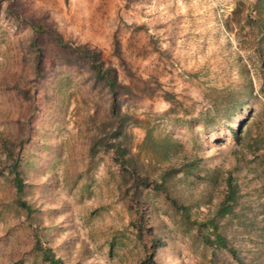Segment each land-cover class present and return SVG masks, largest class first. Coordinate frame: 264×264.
Here are the masks:
<instances>
[{
	"label": "rangeland",
	"instance_id": "rangeland-1",
	"mask_svg": "<svg viewBox=\"0 0 264 264\" xmlns=\"http://www.w3.org/2000/svg\"><path fill=\"white\" fill-rule=\"evenodd\" d=\"M90 54L124 84L126 168ZM151 238L155 264H264V0H0V264H47L36 239L141 264Z\"/></svg>",
	"mask_w": 264,
	"mask_h": 264
},
{
	"label": "trees",
	"instance_id": "trees-1",
	"mask_svg": "<svg viewBox=\"0 0 264 264\" xmlns=\"http://www.w3.org/2000/svg\"><path fill=\"white\" fill-rule=\"evenodd\" d=\"M54 35L57 37V41L63 44L61 40V36L57 33H54ZM73 48L79 50L82 53L85 52L84 51L85 47L83 45H74ZM90 58H91L90 61L94 62V56L92 54H90ZM93 69L95 76L97 78L103 79V82L109 93L107 109L110 118L112 119V130L110 131V135H108V139L110 142L109 143L107 142L106 145L111 149V158L115 162H117L118 165L126 168L125 164H128L130 161L129 150L124 144L127 134L123 130L124 120L127 117V114L120 109V103L116 99L118 87H124V84H120L117 81L116 70L112 66L106 65L101 67L99 62H94ZM17 164L18 162L16 161V158H14L11 166V171L13 173L12 180L15 191L18 192L21 189L22 181L20 175L18 174V170L16 168ZM133 169L134 168L129 169V173L132 174L134 171ZM178 169L179 168L177 167H169L168 169L162 170L160 173V181L154 182L155 187L160 188L162 186V180H164L165 177L170 176L173 173H176ZM138 183L144 185L149 184L145 176L139 177V182L134 181L133 185H136ZM233 199H234V187L228 180L225 195L222 201L220 202L219 207H217L216 213L222 215L225 212L229 211V208L231 206L229 201H232ZM21 203L25 204L24 201H22ZM207 221H209L210 225L213 227L212 233L214 234V238L210 239L207 235L203 234L202 235L203 241L210 243L214 242L216 245L224 247L227 251L231 253L233 257H236L234 249L227 243L225 236L215 231L214 228L215 224L213 223L212 218H208ZM156 246L157 244L154 243V239L151 238V243L149 245L148 251L144 256V259L141 261V264H155L153 259V254ZM34 247L39 250L42 259H44L47 264H63L61 259L53 254L50 247L45 244H42L39 241V239H36Z\"/></svg>",
	"mask_w": 264,
	"mask_h": 264
}]
</instances>
